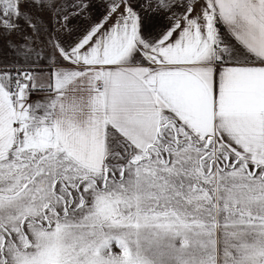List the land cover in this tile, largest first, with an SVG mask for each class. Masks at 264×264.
<instances>
[{"label": "snow or ice", "instance_id": "1", "mask_svg": "<svg viewBox=\"0 0 264 264\" xmlns=\"http://www.w3.org/2000/svg\"><path fill=\"white\" fill-rule=\"evenodd\" d=\"M0 264H264V0H0Z\"/></svg>", "mask_w": 264, "mask_h": 264}]
</instances>
